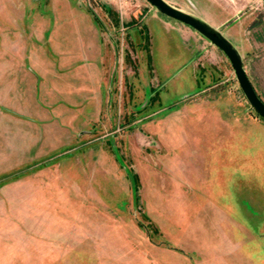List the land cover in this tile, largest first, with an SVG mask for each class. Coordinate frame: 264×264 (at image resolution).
<instances>
[{
    "label": "rangeland",
    "instance_id": "rangeland-1",
    "mask_svg": "<svg viewBox=\"0 0 264 264\" xmlns=\"http://www.w3.org/2000/svg\"><path fill=\"white\" fill-rule=\"evenodd\" d=\"M21 1L31 29L47 27L50 46L74 52L88 69L76 83L73 147L2 177L0 264H41L43 219L64 213L70 220V210L80 220L68 229L75 228L82 263L264 264V121L248 109L220 50L146 0ZM164 2L225 36L264 104V0ZM45 168L61 173L42 178L61 188L45 190L54 205L47 213L39 186ZM185 178L212 202L186 191ZM74 184L81 186L75 196ZM62 194L65 212L56 207ZM222 215L248 234L218 223Z\"/></svg>",
    "mask_w": 264,
    "mask_h": 264
},
{
    "label": "crops",
    "instance_id": "crops-1",
    "mask_svg": "<svg viewBox=\"0 0 264 264\" xmlns=\"http://www.w3.org/2000/svg\"><path fill=\"white\" fill-rule=\"evenodd\" d=\"M20 4L21 6L17 4V0H0V182H5L7 179L2 177L8 178V175L19 168L59 158L66 149L73 147L80 132V123L76 124L80 119L76 120L75 112L80 108L75 99L78 94L77 90L80 88L76 83L80 81L79 78L83 71L88 69L80 66L81 57H77L74 52L66 53L65 51L63 53L60 48L55 50L50 46L52 42L49 40L47 27L45 28L41 24V31L36 34L31 29L32 26L29 22H26L27 13L22 8L25 3L21 1ZM28 24L30 29L27 27ZM33 32H35L37 41L34 40ZM44 38L45 44H43ZM38 45L42 46L38 48ZM44 47L47 49L44 50ZM50 49L53 57L49 55ZM65 78L69 80L67 85ZM66 92L67 94H65ZM101 95V93H97L94 98L93 105L96 109L102 106ZM78 117L80 118V115ZM216 127L220 132L224 128L223 126ZM218 136L216 137L219 139ZM194 139L195 137H192L191 141ZM198 141L204 143L199 137ZM209 141L211 142V140ZM238 156H240L239 153L233 151L227 157L234 162ZM49 171L48 168L39 171L42 175L41 179L45 176L46 181H50L47 177L51 174ZM51 175L60 177L61 173L57 169L52 171ZM13 176L11 175V177ZM175 177L178 181L177 173ZM42 181L43 179L39 186L42 188V200L44 201L40 205L46 209L47 213V210L54 205L53 201L46 199L45 190L48 192L55 189L58 179L51 180V183ZM226 182L230 183V179L228 178V181L223 179L221 185ZM185 183V190L194 195L193 197L212 202L208 199L209 195L207 193L205 195L203 187L193 184L195 181L185 178ZM56 189L60 191L61 188L57 187ZM69 189L74 196L75 193L81 192L80 185L74 184ZM57 197L60 201L56 207L63 211L65 196L62 194L61 197L60 195ZM69 212L70 220L63 216L64 213L56 218L47 213L46 219H43L49 228L45 229L41 235V252L43 254L41 264H88L81 262L80 256L83 252L74 247V242L79 239L78 236L75 237V228H72V231L68 229L71 226L77 227L80 222L79 216L76 217V212L72 210ZM222 216L218 223L221 222L225 226L232 225L245 232L246 235L248 234L249 231L241 227V222L229 215ZM29 221L30 217H26L25 223L27 224ZM54 225L57 227L55 228ZM219 230L223 231L221 227L216 228V232L220 233ZM168 244L178 249L175 254L180 256H183V252L185 255L189 254L181 247ZM169 251L174 252V250L168 249V254ZM91 253L86 254L90 256ZM66 256L73 257V262L65 263ZM238 264H251V261L243 258V261H239Z\"/></svg>",
    "mask_w": 264,
    "mask_h": 264
},
{
    "label": "water",
    "instance_id": "water-1",
    "mask_svg": "<svg viewBox=\"0 0 264 264\" xmlns=\"http://www.w3.org/2000/svg\"><path fill=\"white\" fill-rule=\"evenodd\" d=\"M146 2L160 15L170 20L183 25L186 24L188 28L193 30L202 36L205 40L219 49L224 57L229 61V66L235 75V81L240 88V93H242L244 99L247 101L248 109L256 114L257 117L264 121V104L263 101L257 97L254 92L253 86H251L248 76L244 73L242 68L243 61L238 50L233 47V45L222 35L218 30L212 28L206 22L188 14L182 10H178L171 7L164 0H146Z\"/></svg>",
    "mask_w": 264,
    "mask_h": 264
}]
</instances>
